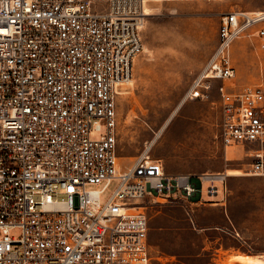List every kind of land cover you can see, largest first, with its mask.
<instances>
[{
  "label": "built area",
  "instance_id": "2783aa9c",
  "mask_svg": "<svg viewBox=\"0 0 264 264\" xmlns=\"http://www.w3.org/2000/svg\"><path fill=\"white\" fill-rule=\"evenodd\" d=\"M146 2L0 0V264H152L148 207L225 182V170L167 172L148 150L121 166L117 101L143 50ZM263 21L264 10L222 15L190 98L235 76V38L250 32L264 49ZM217 90L222 143H259L248 171L264 175L262 84Z\"/></svg>",
  "mask_w": 264,
  "mask_h": 264
},
{
  "label": "rangeland",
  "instance_id": "374dc122",
  "mask_svg": "<svg viewBox=\"0 0 264 264\" xmlns=\"http://www.w3.org/2000/svg\"><path fill=\"white\" fill-rule=\"evenodd\" d=\"M258 2L264 0L146 2L149 14H145L142 27L143 50L117 101L121 166L125 169L148 150L151 157L163 161L167 172L234 173L227 176L226 186L219 180H204L200 198L204 202L225 201L229 228L215 224L201 228L193 216L198 206L190 200L173 199L148 208L152 264H240L233 254H264V175L248 171L252 161L248 151L260 144L224 146L217 90L223 82L233 90L253 84L264 88V49L259 38L250 32L235 38V76L212 80L207 96L188 95L217 44L222 15ZM101 123L103 131L105 120ZM100 133L93 131L92 135ZM118 183V178L113 179L106 195ZM211 184L218 186L217 195L208 193ZM19 233V229L10 231L16 236Z\"/></svg>",
  "mask_w": 264,
  "mask_h": 264
},
{
  "label": "crops",
  "instance_id": "0c3cea01",
  "mask_svg": "<svg viewBox=\"0 0 264 264\" xmlns=\"http://www.w3.org/2000/svg\"><path fill=\"white\" fill-rule=\"evenodd\" d=\"M263 8H264V3L258 2V3L248 4L245 6V9H242V10L262 11V10H264ZM218 42H219V30H218L217 44H218ZM217 44H216L215 48L217 47ZM215 48H214V50H215ZM214 50H213V52H214ZM213 52L211 53V55L213 54ZM230 151H231V153H234V151H232V150H230ZM231 174H234V173H229V175H231ZM199 198H200V196L196 195L194 197L195 201L192 202V203L196 204V206H198L197 208L193 209V214H194L193 216L195 217V219L199 223V226L201 228H208L209 226H212V224H215L214 226L218 227V228L219 227L220 228H229L230 218L228 217V214H227V208H226L225 201L219 200V201L204 202L202 200H199ZM150 207H152V206H149L148 208H150ZM257 252L258 251H253L252 253H249V254H259V255L261 254L262 256H264L263 253H257ZM240 253H248V252H240Z\"/></svg>",
  "mask_w": 264,
  "mask_h": 264
},
{
  "label": "bare ground",
  "instance_id": "6f19581e",
  "mask_svg": "<svg viewBox=\"0 0 264 264\" xmlns=\"http://www.w3.org/2000/svg\"><path fill=\"white\" fill-rule=\"evenodd\" d=\"M259 12V11H257ZM145 14H149V11L145 8ZM130 80V79H129ZM128 80V81H129ZM156 138H154L150 145L148 146V149L154 145ZM226 174L229 175L227 170H225ZM233 257L239 261L240 264H264V256L259 254H249V253H236L233 255ZM229 261V260H228Z\"/></svg>",
  "mask_w": 264,
  "mask_h": 264
}]
</instances>
